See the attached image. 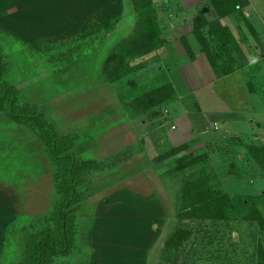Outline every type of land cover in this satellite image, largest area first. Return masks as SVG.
<instances>
[{
  "label": "rangeland",
  "instance_id": "obj_1",
  "mask_svg": "<svg viewBox=\"0 0 264 264\" xmlns=\"http://www.w3.org/2000/svg\"><path fill=\"white\" fill-rule=\"evenodd\" d=\"M248 1L249 5L243 11L251 27L239 14L221 19L222 22L229 21V24H234V28L241 24L249 39L246 41L247 45L263 46L261 52L263 54L260 57L263 60H259V58L255 64L243 67L236 76L231 75L230 84L237 91H235V98L229 93L230 89L223 86L227 83L226 76L218 78L214 63L206 55L203 62L199 58L200 67H198L204 70L206 67L204 63H210L215 71V77L218 78L216 83L212 81L207 83L208 79H206V73L203 70L198 72L206 80L200 78L198 83L191 81L195 73L194 71L191 72V68L187 66L196 60L194 51L188 49L189 46L195 45V38L190 37L193 32L194 18L198 15H203L209 20L218 18L216 9L209 0H155L154 5L158 9V19L163 29L165 44L151 54L131 59L133 65L143 63V67L136 74V78L139 82L142 81L141 83H147L146 81L149 79L161 75L162 70H158L159 66L165 70L178 67L183 78L178 73H171L173 78L171 80L179 97L170 104L163 106L157 116H150L145 123L147 129L141 136L147 138L148 135L150 146L154 148V151L147 155L149 159L146 160L142 157V160H136V162L134 159L128 160L116 166L112 171L99 176L94 183L95 185L88 184L89 188H93V193L88 194L82 209L86 208L85 205H87V209L90 208V205H92L91 208L94 206L95 209L99 207L98 211L103 209L104 214L102 213V220L99 219V221L108 226L107 220L104 219L105 212L111 213L113 207L121 206L124 200L128 201L126 199L129 194H122V191L129 190L128 185L134 187V190H131L133 194H139L134 200L143 204L144 202L147 204V198L137 199L147 197L145 195L153 192V195H150L153 200L147 206L151 207L152 205L157 210L160 207L163 212L157 211L156 215L161 216L163 222L154 219L151 224V233L158 231L159 235L149 252L150 264H220L217 261V251L221 252L224 258L229 256L228 264H256V258H254L255 244L260 240L264 241V231L259 229L255 222L245 219L248 210L243 200H255L264 212V170L249 153V147L253 144H264V0ZM87 15L82 24L84 27H81L83 29L77 34H72L70 30H66L45 35L35 40L21 33L16 35L13 30L7 29L0 23V45L3 46L8 60L6 78L19 91L21 102L36 104L39 109L45 110L49 117L54 116L53 121L59 133L63 135L68 134V129H65L64 126V111L66 110L59 109L60 105L56 106V104L67 101L77 102L76 107L78 109L84 104L86 107L90 105L89 101L78 102L79 98L91 100L96 96V93L99 92L96 87L103 80L105 81L103 69L108 55L113 48L133 33L136 23V13L133 10L131 0H117V3L110 5L108 11L103 10L94 13L89 11ZM253 28L257 30V33L254 32ZM20 35L24 37H19ZM186 35H189L188 41H186ZM184 42H187L188 47ZM185 55L187 60L183 62ZM178 56L180 57L179 60ZM121 86L125 87V85ZM118 88L120 89V87ZM177 103L186 106L187 109L182 108L183 113L196 114L193 116L194 118L192 117L193 130L191 132L188 130L179 131L180 129H177L178 123H176L177 128L171 129L176 133L172 138L169 131L172 128L171 123L175 124L172 120L176 116ZM217 103L220 104L218 109L225 111L228 108L233 109L236 114L223 119L224 113L217 111V108L211 113L209 110L214 109ZM83 108L85 109L84 106ZM81 109L76 111V115L83 114L84 109ZM9 121L13 120L9 119L5 113L0 112V134H7L6 128L12 123L9 124ZM16 132L19 134L18 131ZM16 132L9 135L20 141V138L15 135ZM80 132L81 136L85 135L84 131ZM24 133H21L23 139L29 137L35 140L39 147L44 148L35 132L31 130L28 135H24ZM89 134L92 135L93 132H89ZM12 140L8 137L9 145L5 147L6 141L0 139V181L4 183L3 180L10 179L13 181L12 183L23 184L22 193L29 198V191L32 189L28 185L31 183L29 179L37 178L40 182L41 179L45 178L53 180L54 168L50 167L48 160L40 153L36 154L37 156L32 155L33 158L31 157V161L26 164L23 162L29 157H24L17 167L15 164H5L6 155L15 156L12 153V148L9 153H6L10 148L9 146L12 147L14 144H11ZM180 146L186 147L164 161L154 162L159 154ZM42 150L44 151V149ZM114 154L117 153L111 155ZM189 154L196 157L206 155L204 156L206 159L188 167L183 172L167 175L166 172L170 166L172 167L175 159ZM2 165L4 168H1ZM142 166L145 168L139 172ZM204 169H207L208 173H211L210 175H212V171L219 175L218 178L238 207L241 220L231 224V227L225 223H218L211 229L207 223H198L187 218L180 219L176 215L183 177ZM129 173L134 175L129 176ZM117 177L125 179L122 178V183L116 184L110 189L113 192L108 197L105 189L96 187L98 184H104L106 180ZM46 186L40 185L38 188L46 189ZM11 187H6L7 194L11 192ZM140 191L143 194L138 193ZM42 194L40 191L36 204L27 203L26 209L29 210V206L32 205L31 209H35V211L43 210V205L53 202H44L43 196H40ZM136 195H131V197ZM106 200H108V204H106ZM117 214L125 215V212L122 214L120 211ZM147 217L146 213L130 216L127 225H125L130 229L123 234L110 233L109 230L100 232L98 229L96 234H89L85 229L90 224L89 217L84 216L82 220L78 218V222H81V232L79 233L78 229L77 247H74L75 249L73 248L67 256H58L54 263L127 264L132 254H128V248L129 241L133 236V229L137 225L140 228L145 227L144 225L147 226L149 222L143 220ZM32 220L31 218H18L17 230L13 228L11 231L9 228L7 230L8 238L6 233L1 235L0 247L3 246L4 253L8 255L0 259V264L22 263L23 239L21 235L24 237V231L30 229ZM21 222L23 232L20 234ZM135 222L137 224H134ZM179 225L191 230L192 234L180 251H166L164 249L165 241ZM213 236L216 238H212ZM110 237L115 239L112 246L106 242V239H110ZM233 239L237 243L235 246H233ZM94 240L102 241L104 245L103 254L101 253L102 248L101 250L89 248Z\"/></svg>",
  "mask_w": 264,
  "mask_h": 264
},
{
  "label": "trees",
  "instance_id": "obj_2",
  "mask_svg": "<svg viewBox=\"0 0 264 264\" xmlns=\"http://www.w3.org/2000/svg\"><path fill=\"white\" fill-rule=\"evenodd\" d=\"M154 1L131 0L136 13L134 31L121 44L111 50L103 69L105 81L119 91L118 97L131 118L157 116L163 106L179 97L167 72L163 71L161 75L146 81L147 83H141L142 81L139 82L136 78V74L143 67V63L135 65L131 63V59L151 54L165 44L163 29L158 19V9L155 7ZM209 1L216 9L218 18L209 20L203 15H198L193 20V34L207 58L214 63L218 77H223L241 69L246 58L240 41L230 26L224 25L221 19L239 14L251 27L243 11L249 5V1ZM113 3H117V0H0V23L7 29L13 30L16 35L21 33L34 40L66 30L77 34L83 29L81 27H84L82 24L89 11H93V13L108 11ZM239 27L241 26L238 25ZM22 35L19 37H24ZM244 37H242L243 40ZM184 43L187 45V42ZM6 49L8 48L6 47ZM7 64L6 53L3 46L0 45V112L36 133L54 168L53 181L56 194L49 210L43 215L31 218L33 220L30 223V229L24 231V237L21 235L23 239V261L21 264H53L58 256L68 255L76 245L80 210L88 194L93 193V188H89L88 184L91 185L95 178L112 171L121 163L131 159L136 161L135 158L143 153V148L141 143H137L103 159L84 160L80 158L76 146L82 138L81 135L77 132L60 134L55 122L45 110L39 109L36 104L21 102L19 91L5 76L8 72ZM121 85H125V87ZM184 147L186 146L161 153L154 159V162L164 161L182 151ZM249 153L264 170V144H253L249 147ZM204 156L196 157L189 154L179 157L174 160V164L166 173L173 175L183 172L188 167L205 160ZM210 174L207 169H204L183 177L176 215L180 219L187 218L198 223H207L211 229L218 223H225L231 227V224L241 220L238 207L218 178L219 175L213 171L212 175ZM125 193L129 194L126 199L128 201L124 200L121 206L113 207L111 213L105 212L104 219L108 223V226L105 225L106 229L110 233H126L130 229L125 226L129 217L133 214L146 213L148 217L143 220L149 222L148 225L141 228L138 225L136 228L133 227V236L129 242L134 246L142 245L150 235L152 246L159 234L158 231L150 234L151 224L154 219L163 222V218L156 215V212L162 209L159 207L157 210L152 205L151 207L147 206L153 200L151 196L137 199L147 198V204L145 202L143 204L134 200L139 195L132 194L127 189L122 191V194ZM131 195L136 196L132 198ZM107 202L108 200H106V204H108ZM243 203L248 210L245 219L255 222L257 227L264 231V212L259 203L249 199L243 200ZM120 211L122 214L125 212V215L117 214ZM113 214L114 216H111ZM21 230L20 233L23 232V227ZM207 233L209 232L207 231ZM191 234V230L180 225L177 226L166 239L165 250L180 251ZM212 238L210 237V239ZM106 240L109 245L115 242L114 237ZM236 244L233 239V246ZM255 246L256 264H264V241L260 240ZM220 253L217 251V261L220 264H228L229 256L224 258ZM131 262L134 264L133 261Z\"/></svg>",
  "mask_w": 264,
  "mask_h": 264
},
{
  "label": "crops",
  "instance_id": "obj_3",
  "mask_svg": "<svg viewBox=\"0 0 264 264\" xmlns=\"http://www.w3.org/2000/svg\"><path fill=\"white\" fill-rule=\"evenodd\" d=\"M222 23L224 25L230 26V28L234 32V35L240 41L242 50H243L245 58H246L245 62L243 63L244 64L243 67H247L251 64H255L259 60H263L262 58H260V57H262V54H263V53H261L263 46H257V45L253 46L252 44L247 45L246 41H249V39H248V36L242 27L238 28V25H236L235 26L236 28H234V24H232V25L229 24V21H224ZM239 25L241 26V24H239ZM254 32L257 33V30L255 29ZM243 33H244V35H243ZM243 36H245L244 40L242 39ZM190 37L195 38V40H194L195 45H191V46H189V48L192 51H194V53L196 54L195 62L193 60L191 62V64L187 63L188 64L187 66H189L191 68L190 71L191 72L194 71V73H195V76H194V78H192L191 81H196V82L198 81L199 82L200 78H201L202 80L208 79L207 83H209L210 81H212L213 83H216L218 78H220V77H218V78L215 77V71L211 67L210 63H208V62L204 63L206 66L204 70L199 68L200 67L199 62H198L199 58L203 62L206 59V56H205L204 52L202 51L200 44L196 40V37L194 36L193 32L191 33ZM188 38H189V35H186V41H188ZM179 58L180 57L178 56V60H179ZM174 60H175V58H174ZM186 60H187V56L184 57L183 62H185ZM241 69L236 70L235 72H232V73L226 75L227 83H225L223 85L225 88L230 89L229 93L234 98H235V94L237 91L233 87V85L230 84V80L232 79L231 75L236 76L238 74V72H240ZM161 70H162V72L163 71L167 72L169 77H171L172 80H173V78H172L171 73H173V74L178 73L180 75V77L183 78L182 73L180 72L178 67L168 68L165 70V69H162V66H161L160 71ZM199 70H203L206 73L205 74L206 79L202 78V76L199 75V72H198ZM96 88L98 89L99 92L96 93V96L93 97V99L87 100L84 98H82V99L79 98L78 102H80V101L88 102L89 101L88 103L90 104L88 107H86V104H84V105L82 104L85 107V109L83 108V106L79 105L80 109L82 108L81 110L84 109L83 114L76 115L77 114L76 111L80 110L76 107L77 102L71 103L70 101H67V102H58L56 104V106L60 105L59 109H61V110L65 109L66 110V111H64V119H65L64 126H65V129H68L67 130L68 133L77 132V133L81 134L80 131L85 132L84 133L85 135L81 136L82 138H80V140L78 141L77 146H76V151H77L78 156L84 160H90V159L99 160V159H103V158H105L108 155H111L113 153H118V151H122V149H124L130 145L141 143V146L143 148V153L140 154L136 158V160L137 161L142 160V157H143V159L146 158V160H148L149 157H147V155L150 154V152L154 151V148L150 146V142H149L150 139L148 138V135H147V138H143V136H141V135L147 129L145 123L147 122L149 117L143 116L140 118H131L129 116V114L127 113L126 109L124 108L122 102L120 101L115 87L113 85L107 83L106 81L103 80ZM214 91H217V89H214ZM252 91H253V89H252ZM96 102H97V104H96ZM182 108L184 109V108H186V106L184 104L178 105V103H177V107L175 109L176 110V112H175L176 116L173 117L174 119L172 121H173V123H178L177 129L178 130L180 129L179 131L185 132L186 130H188L191 132V130H193V126H194V122L192 120V117L196 113H193V114L188 113V112L183 113ZM216 108L217 109L220 108V104L217 103L216 107L214 109L209 110V111L212 113L214 110H217ZM56 109H57V107H56ZM217 111L224 113V114L222 113L224 115L223 119H227L229 117H232V115L236 114L233 111V109H229V108L226 111L221 110V109H218ZM52 119H55V117L53 116ZM10 123H11V125L8 128H6L7 134L6 133L0 134V139L1 140L4 139V142L6 141V143L4 144L5 147H7L9 145L7 142L8 137L13 139L11 144L12 143H14V144L12 147H11V145L9 146L10 148L6 151V153H9L11 151V148H12V153L15 156L6 155L5 159H4L5 164H15V166L17 167L21 164L24 157H29L28 160H25L23 162L24 164H26L27 162L31 161V159L33 158L32 155H36V154L40 153V154H43L45 156V158L48 160V162L50 164V167L53 168L52 162L50 159H48L49 157H48L46 150L44 148L39 147L38 143L35 140L30 139L29 137H25V139L22 138L21 133L25 132L24 135L25 134L28 135V134H30L28 132H31V130L29 131L28 127L21 125V124H18L14 121H9V124ZM171 129L172 128H170L169 132H171V137L173 138V135L176 133L173 132ZM16 131H18L19 134ZM14 132H16L15 135H17L18 138H20V141H18L15 138H12V136L9 135V134L14 133ZM89 132H93V134L90 135ZM91 141H92V144H91ZM87 143H89V144H87ZM120 143L122 145H119ZM42 149H44V151ZM14 151H15V153H14ZM18 155H20L21 161H20V158H18ZM26 155H29V156H26ZM85 157H86V159H85ZM1 168H4L3 165L1 166ZM144 168H145V166L144 167L142 166V168H140L139 172L142 171ZM128 175L133 176L134 174L129 173ZM97 178H99V177H97ZM97 178H95L91 184L95 185L94 183L98 180ZM122 178H119V177H117L115 179L111 178L110 180H106L104 182V184L103 183L100 185L98 184L96 187H98L100 189H105V191H107L106 196L108 197L113 192V191H110V189L114 185L123 182ZM124 179L125 178H123V180ZM32 180L29 179V182L31 181V183L28 184L32 188L29 191V193H30L29 198L26 194L22 193L23 184H19L17 182L12 183L13 181H11L10 179L3 180L4 183L2 181H0V237L2 234L4 235V233H6V235H7L8 234L7 230L9 228L11 231L13 228H14V230H17L16 223H17L18 218H20V219L34 218V217L45 214L49 210L51 204L43 205L42 206L43 210L35 211V209H31L32 205L29 206V208L31 210L26 209V207H28L27 203H35V204L37 203L40 191L43 193L40 196H43L44 202H48V201L52 202V201H54L55 196H56L55 188H54V181L52 179L51 180H49L48 178L41 179L42 183L37 178H32ZM40 185H47L46 186L47 188L46 189L45 188L40 189V188H38ZM7 186H12L11 187L12 190L9 194H7L8 192H6ZM33 186H34V189H33ZM49 186H50V188H49ZM39 189H40V191H39ZM128 189L130 190V191L128 190V192H131V190H134V187H132V186L130 187L128 185ZM12 191H14V192H12ZM136 191H139V190H136ZM131 193L133 194V192H131ZM138 193L143 194L141 191ZM151 194L153 195V192L148 194V195H145V196H150ZM85 207L86 208L82 209L83 208V206H82L79 218L82 220V217H84V216L89 217L90 224L87 225L88 227L85 228L87 230V232L89 234L90 233L96 234L98 232V230L100 232L106 231L107 230L106 226L103 225L102 222L99 221V219L102 218L103 209L98 211L99 207H96V209H95V207L93 206V208H91L92 205H90V208H88V209H87V205H85ZM78 223H79L78 229H79V233H80L81 232V228H80L81 222L79 221ZM22 227H23V225L21 222V226H19V228H20L19 231H21ZM150 234H151V231H150ZM149 236H148L147 240L142 243V245H135L134 246V244L129 242L130 245L128 248V252L131 250H134L135 252H132V254L130 252L128 253V254H131V259H128L127 264H132L131 261H133L134 264H150L151 263V256L149 255V252L153 248L152 246L155 244H153L151 246V244H150V237L151 236L150 237ZM7 238H8V235H7ZM0 241H1V239H0ZM102 245H103L102 241L99 242L97 240H94V242L91 243V246L89 248L96 249V250H101V248H102L101 253L103 254L104 245L103 246ZM110 246H112V245H110ZM76 247H77V244H76L75 248ZM4 250L5 249L3 248V246H1L0 247V259L3 256L6 257L8 255L7 253L6 254L4 253ZM65 256H67V255H65ZM53 264H55V263H53Z\"/></svg>",
  "mask_w": 264,
  "mask_h": 264
},
{
  "label": "built area",
  "instance_id": "obj_4",
  "mask_svg": "<svg viewBox=\"0 0 264 264\" xmlns=\"http://www.w3.org/2000/svg\"><path fill=\"white\" fill-rule=\"evenodd\" d=\"M171 125H172V126H171V127H172V129H175V128H177V126H176V123H175V124H172V123H171Z\"/></svg>",
  "mask_w": 264,
  "mask_h": 264
}]
</instances>
